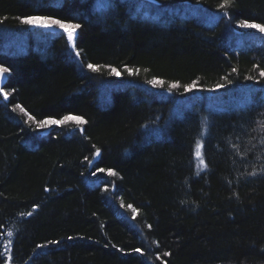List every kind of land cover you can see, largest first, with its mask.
Wrapping results in <instances>:
<instances>
[{"label": "trees", "instance_id": "trees-1", "mask_svg": "<svg viewBox=\"0 0 264 264\" xmlns=\"http://www.w3.org/2000/svg\"><path fill=\"white\" fill-rule=\"evenodd\" d=\"M156 1L104 0L98 11L93 0H0L10 93L0 95V253L12 240L11 264H264V37L243 39L249 29L238 27L264 23V0ZM187 5L200 7L183 14ZM29 15L81 23L80 56L61 31L17 19ZM16 104L88 123L83 134L34 130ZM51 240L60 243L36 247Z\"/></svg>", "mask_w": 264, "mask_h": 264}, {"label": "snow or ice", "instance_id": "snow-or-ice-1", "mask_svg": "<svg viewBox=\"0 0 264 264\" xmlns=\"http://www.w3.org/2000/svg\"><path fill=\"white\" fill-rule=\"evenodd\" d=\"M230 3H231V0H225V2L220 5V8L224 9L228 7ZM93 6L98 11H103L107 9L108 7H110V4L105 3L104 0H93ZM225 15H227V13H225ZM17 19H19L21 24L27 25L30 27L43 28V29L57 28L61 30V32L66 35L67 45H69L71 49L75 52V56L76 57L80 56V52L76 50L75 41L77 38L78 30L82 28L81 23H73L69 20H66L63 18H55L50 15H29L25 17H18ZM238 27L243 28V29H255L259 33L264 34V23H257L254 20L251 22L249 21V19L240 20L238 22ZM86 67H87V70L91 73H100L102 70L106 69L110 76H115V77L121 76V70L111 65H97L93 63H88ZM123 71L127 72L128 75L130 76L135 74L133 69L127 66L124 67ZM232 71L236 72L237 70L233 68ZM8 72H9V68L0 65V79H4L5 74ZM259 75L261 78H264V70H260ZM225 79H227V77H225ZM246 79L252 80L254 79V77L248 76L246 77ZM147 83L152 85L153 87H157V86L163 87V85L165 84V81L161 79L153 78V79L148 80ZM229 83H231V81H229ZM179 87H181V85L178 82H174L169 85V91L175 88H179ZM216 87L218 89V88L223 87V85L218 84ZM194 88H195V82H193L192 84L183 85V89L185 92H191L193 91ZM209 91H214V89H209ZM0 95L3 96V99L5 101H7L10 96V93L5 91L4 88H0ZM17 109H19V112L22 113L24 117H26L23 123L28 124V125H31L32 123H34L36 125V129L34 130L50 129L54 126L55 127H67L68 125L71 124V125H75L74 130L79 131L81 134H83L85 131L84 125L88 123V121L85 120V118L82 115L74 114L71 111H68L67 113L59 115V116L48 115V116L43 117L42 119H37L36 115L31 114L29 111H27L24 107H22L19 104H16L15 107H13L12 111L15 112ZM92 147L95 149L94 158L100 157L101 149L96 147L95 145H92ZM203 149H204V144L201 143L200 141H197L195 145L194 154H195L196 159L199 161L197 167L201 171L208 168V164L205 161ZM84 159L87 160L89 164L92 163V161L89 160L87 156ZM96 172H101V173L106 172L108 176L117 175V173L110 168L109 169L97 168ZM96 172H93L92 174L95 175ZM197 175H199V172L197 173ZM251 175H256V173L253 172L251 173ZM45 191H48V189H45ZM105 191H107V188H105ZM38 207H39L38 205H33L32 211L27 212V213H22V215L31 216L33 215V212ZM121 207H124L123 202H121ZM127 207L131 209V211L134 214L137 213V209L133 207L132 205L129 204L127 205ZM133 219H135V215H133ZM148 227L151 228L152 226L149 224ZM7 236L12 237L13 233L10 231L7 232ZM68 239L72 240L74 239V237L69 236ZM59 243L60 241L51 240V241H47L44 244H37L36 247L46 248L49 244H59ZM12 245H13V241L8 240L7 243L4 245V252L0 253V256H3L6 258L5 264H11L12 262V259H13L11 255ZM113 247H115V245H113ZM135 251L140 252L141 249L136 248ZM170 255L171 253L169 252L163 253V256H170ZM156 259L159 260L161 259V257L157 256Z\"/></svg>", "mask_w": 264, "mask_h": 264}, {"label": "rangeland", "instance_id": "rangeland-1", "mask_svg": "<svg viewBox=\"0 0 264 264\" xmlns=\"http://www.w3.org/2000/svg\"><path fill=\"white\" fill-rule=\"evenodd\" d=\"M189 6L188 8L187 7H184V9L182 8V13L183 14H194L195 15V12H196V8H199L200 6L198 5H187ZM203 13V12H202ZM204 14V13H203ZM30 27V26H29ZM31 29H39L41 31H49V32H55V31H61L57 28H52V29H43V28H34V27H30ZM259 36L261 37H264V34H261L259 33L258 31H256L255 29H249V31L246 33V35L244 37H242L243 39L247 38V40H253L255 38H257ZM238 42H241V40H239ZM195 163H196V168L197 170H200L197 165L199 163V161L196 159L195 157Z\"/></svg>", "mask_w": 264, "mask_h": 264}, {"label": "water", "instance_id": "water-1", "mask_svg": "<svg viewBox=\"0 0 264 264\" xmlns=\"http://www.w3.org/2000/svg\"><path fill=\"white\" fill-rule=\"evenodd\" d=\"M144 1L157 4L156 0H144ZM7 78H8L7 74H5V78L4 79H0V88H2L6 84ZM96 159H97V157L93 158V160H96Z\"/></svg>", "mask_w": 264, "mask_h": 264}, {"label": "bare ground", "instance_id": "bare-ground-1", "mask_svg": "<svg viewBox=\"0 0 264 264\" xmlns=\"http://www.w3.org/2000/svg\"><path fill=\"white\" fill-rule=\"evenodd\" d=\"M259 38L261 39V37H257V38H255V39H253V40H249V41H251V42H252V41H254V42H255V41H256V42H259V41H260ZM239 45L242 46V45H244V43H239Z\"/></svg>", "mask_w": 264, "mask_h": 264}]
</instances>
